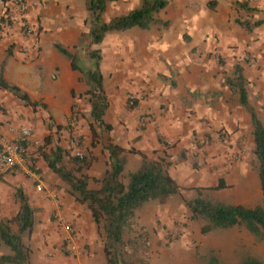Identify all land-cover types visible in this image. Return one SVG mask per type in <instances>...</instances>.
<instances>
[{
    "label": "crops",
    "instance_id": "1",
    "mask_svg": "<svg viewBox=\"0 0 264 264\" xmlns=\"http://www.w3.org/2000/svg\"><path fill=\"white\" fill-rule=\"evenodd\" d=\"M139 1L109 3L103 20L107 22L126 14ZM241 1L166 0V7L156 16L166 25L111 33L93 47L101 51L99 64L108 103L102 119L111 126L101 139H93L89 126L81 119V113H90L85 97L88 83L73 69L71 60L54 47L59 44L66 49L80 68L88 66L87 41L81 40V34L88 35L90 29L84 1L42 0L39 8L29 10L26 15L35 30L32 39L23 37L16 26L0 35L3 79L37 104L33 109L0 89V106L4 109L0 111L1 129L8 135L7 126L22 125L34 127L36 139L53 140L56 134L65 139L68 135L65 127L77 122L78 131L74 133L83 135L86 145L91 135L95 146L106 154L105 159L95 160L91 165L104 168L103 172L102 169L89 172L90 178L101 177L108 167L103 141L110 139L127 151L123 171L127 175L140 168L142 158L138 153L149 159L167 156L168 173L179 186L212 188L222 180L232 188L214 191L213 198L245 208L261 205L258 163L252 153L251 118L239 105L238 95L225 83L235 67L242 68L249 105L264 126V0L249 1L248 13L239 7ZM5 10L0 0V17ZM244 20L248 21L250 30L237 23ZM244 53L253 57L252 64L244 63ZM126 94L136 98L133 109L126 107ZM143 114L152 115L153 119L141 130L138 121ZM73 115L78 117L76 121ZM94 128L96 134L102 131ZM66 144L67 141H62L59 146L66 148ZM27 146L25 166L29 157ZM131 150L137 153H129ZM241 150V161L234 162L232 156ZM194 160L199 161V169L193 165ZM35 164L40 168L37 173L42 185H39L50 198L49 203L41 200L43 206L40 205L32 189V179L25 181L21 174L14 173H27L24 165L10 171L19 182L13 193L17 188L23 190L37 212L38 223L47 216L40 208L45 213L52 210L62 215L73 227L77 245L85 251L89 249V257L95 254L91 264H103V245L90 212L71 197L68 186L43 160ZM230 193L239 196L230 199ZM151 203H145L135 212V218L146 225L153 223L159 209ZM17 212L18 209L15 215ZM54 222L62 231L57 221Z\"/></svg>",
    "mask_w": 264,
    "mask_h": 264
},
{
    "label": "trees",
    "instance_id": "2",
    "mask_svg": "<svg viewBox=\"0 0 264 264\" xmlns=\"http://www.w3.org/2000/svg\"><path fill=\"white\" fill-rule=\"evenodd\" d=\"M83 1L90 19L89 33L82 35V39L87 36L89 39L85 54L88 66L80 68L75 62V57L66 49L59 44H55L54 47L61 55L71 60L73 69L79 71L88 83L85 97L90 106L91 125L89 128L94 139L96 136L94 127L105 133L111 129V126L105 124L102 119L108 103L104 95L103 77L99 64L102 59L101 51L93 47L99 46L103 39L111 33L124 32L131 28L145 30L155 24L166 25L167 23L159 21L156 16L166 7L167 2L166 0H140L133 10L105 22L103 14L107 5L117 0ZM238 5L246 13L251 11L246 1H241ZM237 23L245 30L251 28L246 20ZM225 83L232 93L238 95L239 105L247 110L251 118L252 153L258 163V179L262 192V204L254 208L226 205L213 198L211 191L229 187L222 180H219L218 185L212 188L179 186L168 173L170 162L165 158L167 156L149 159L146 155L138 153L142 158L141 166L137 171L128 174V184L124 185L122 177L127 151L113 144L110 139L103 141L104 149L108 153L109 164L102 176L99 178H90L83 174L77 176L63 166V161L67 159L78 173L88 167L84 163V152L83 158L78 159L72 155L68 147V141L74 134L69 133L66 148L60 146L52 148V139L50 137L44 139V146L39 148V157L68 186V193L71 197L86 207L97 230H101L104 235L103 264H130L131 262L129 263L125 257V253L128 252L126 246L130 243L134 244L136 239L132 238L127 241L126 237L131 233L133 224H135V212L145 203L163 201L174 195L182 197V202L189 211V219L202 223L200 232L203 235L212 230H226L239 226L244 227L255 238L264 237V126L249 105L247 80L242 68L235 67L232 74L226 77ZM0 89L11 93L26 106L33 109L37 106L18 87L8 84L3 79L2 68ZM0 111H4L1 106ZM77 118L73 115V121ZM129 153L137 152L131 150ZM90 182L93 183L92 188L89 187ZM182 191H191L192 195L184 199ZM14 198L19 205L17 214L6 222L0 223V249L5 247L8 250L7 254L0 256V264H30L31 248L25 244L24 238L32 234L37 212L31 207L28 197L21 188L15 190ZM205 260L207 264H222L219 257L213 254L205 257ZM141 263L147 264L145 261ZM238 264L262 263L258 258L246 255Z\"/></svg>",
    "mask_w": 264,
    "mask_h": 264
},
{
    "label": "rangeland",
    "instance_id": "3",
    "mask_svg": "<svg viewBox=\"0 0 264 264\" xmlns=\"http://www.w3.org/2000/svg\"><path fill=\"white\" fill-rule=\"evenodd\" d=\"M82 35L85 34H81V39ZM85 40L87 41L85 45L86 52L88 38L84 37L82 42ZM244 63L246 62L244 61ZM128 95L130 94L125 95L126 107H129L127 101ZM43 114H45V112ZM81 119L85 120L84 124L87 127L91 125L88 112L81 113ZM77 127V122L72 126L67 125L65 128L68 135L65 139H63L62 135L58 137L56 134V137H54L51 143L52 148L59 146L62 141H68L69 135L73 133L74 136H79L81 138V146L84 149V163L87 164L88 167L82 169L81 172L78 173L73 164L68 162L67 159L63 161V166L77 176H80V174L87 176L89 172H95L96 169L98 172L102 169L103 172L104 168H93L92 162L105 159L106 154L104 150L95 146L93 143L95 140L92 141L89 137L91 135L88 136L86 145V142L83 140V135L74 133L78 131ZM30 128L32 129V136L27 143V154L29 157L26 166H23L27 173L22 174L21 171H15L14 173L21 174L25 181L32 179L31 185L37 201H40V205H42L41 200L44 201L45 204H48L50 198L45 190L43 188L41 191L36 190V187L39 184L42 185V182L37 173L40 172V168H37L35 163L41 159L38 154L39 148L44 146V139H36L35 128ZM100 135L103 136L102 131L98 132L94 138L101 139L102 137ZM28 147H31V151H29ZM93 149H96V153H94ZM106 163L107 162H105V164ZM193 165L197 169L200 168L198 160H194ZM7 174H11L10 176L12 177L8 178ZM29 175H32L33 178L29 177ZM13 176V173L0 171V223L6 222L12 218L18 209L13 191L19 182L17 179H14ZM122 182L124 185L128 184L127 173H123ZM89 187H93L92 182L89 183ZM191 195V191H182L184 199L190 198ZM211 195L213 197L215 192L211 191ZM229 195L231 197L230 199L239 196L238 193H230ZM182 200L181 196L174 195L163 201H153L150 205L159 206V209L158 213L154 215L152 224H143L139 222V218H135L133 229L126 237L127 241L132 240V238L136 239L134 244L130 243V245L126 246L128 252L125 253V257L129 263L131 262L130 264H143L141 261H145L147 264H207L205 257L210 254L219 257L222 264H238L246 255L256 257L264 264V237L261 239L255 238L244 227L239 226L226 230L216 229L203 235L200 232L202 223L189 219V211ZM32 202L35 203L36 200H32ZM40 209L41 212L47 214V216L44 217V221L41 219L40 223L36 220L32 234L24 238L25 244L31 248L30 264H81V262L84 264H91L95 259V254L93 257H89L90 250L88 249L85 251L83 246H78L79 250L76 255L70 254L65 243V235L54 222L55 212L53 213L52 210H49L45 213L44 208ZM71 228L73 229L72 226ZM97 232L103 245L104 235L101 230H97ZM74 241L77 244L76 237ZM0 252L5 254L8 253V250L2 247Z\"/></svg>",
    "mask_w": 264,
    "mask_h": 264
},
{
    "label": "built area",
    "instance_id": "4",
    "mask_svg": "<svg viewBox=\"0 0 264 264\" xmlns=\"http://www.w3.org/2000/svg\"><path fill=\"white\" fill-rule=\"evenodd\" d=\"M5 5V12L0 17V35L2 32L9 31L13 27H17L20 34L27 39H32L35 34L34 27L26 18L29 10L40 7L42 0H2ZM247 3L251 0H245ZM32 37V38H31ZM27 50V49H26ZM243 59L247 64L253 63V57L244 53ZM128 106L134 108L136 106V98L130 94L127 97ZM153 116L143 114L139 117L138 127L143 130L152 121ZM8 135L4 133L0 126V171L10 172L15 168L24 165L26 155V145L32 136V129L28 126H7ZM68 147L72 155L78 159L83 158V150L81 142L77 136H73L68 141ZM243 156V150L238 151L232 160L240 162ZM37 191L42 190V186L36 187ZM54 218L61 226L65 235V243L70 254L76 255L79 247L75 243V233L71 225L63 218L62 215L55 213Z\"/></svg>",
    "mask_w": 264,
    "mask_h": 264
}]
</instances>
